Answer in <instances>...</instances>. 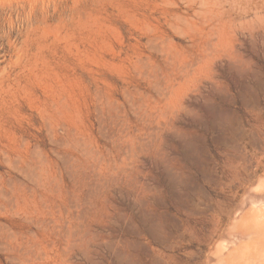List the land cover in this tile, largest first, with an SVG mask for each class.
<instances>
[{
	"label": "rangeland",
	"instance_id": "374dc122",
	"mask_svg": "<svg viewBox=\"0 0 264 264\" xmlns=\"http://www.w3.org/2000/svg\"><path fill=\"white\" fill-rule=\"evenodd\" d=\"M260 185L264 0H0V264H209Z\"/></svg>",
	"mask_w": 264,
	"mask_h": 264
},
{
	"label": "bare ground",
	"instance_id": "6f19581e",
	"mask_svg": "<svg viewBox=\"0 0 264 264\" xmlns=\"http://www.w3.org/2000/svg\"><path fill=\"white\" fill-rule=\"evenodd\" d=\"M173 190L175 191L174 188H173ZM253 194L256 195L253 197L257 198L255 201L251 200V197H248L249 195H247L248 199L250 198L248 201H252V203H253V204H251L250 209L248 211L246 210V212H245L241 208V210H243L245 212V215L248 213L247 216L245 217L244 212H243L244 217L238 218V216H236V214L239 211L235 212L233 227L230 229L229 233H227V237H226V239L229 241V246L224 247V248H217V250H215V254H214V252H212L210 255V259H209V264H212V263H214V264H264V186L260 185L259 188L255 192H253ZM243 202H247V201L244 199ZM243 206H245V203H243ZM239 209H240V207H239ZM153 227H155V226H153ZM150 234H151L150 236L152 238V241H156L155 243H157V242L160 243L159 245L164 246L165 250L172 249V247L168 248L167 246H165V242H164L165 240L161 239L159 237L161 232L158 233V231H155L152 229V232L150 231ZM145 244H147V243H145ZM145 244H143L142 246L139 244V246H137L138 248L136 246H135V248H137L140 253L143 252L145 254H148V257H149V254L152 253L153 256L156 258V260H157V258H160V257L162 258L164 256V253L162 252V250L157 249V248H152V249L150 248L151 250H149ZM144 246H146V247H144ZM135 248H133V250H136V252H137V249H135ZM110 249H112V248H110ZM127 254H126V256H127ZM130 254H132V253L129 252V257H130ZM123 255H125V253ZM134 255L135 254H133V256ZM126 256H125V258H126ZM135 256H137V255H135ZM138 256H139V254H138ZM138 256H137V258H138ZM148 257H146V258H148ZM120 258H121V256H120ZM128 260L126 259V261H128ZM138 261L139 260H137V262ZM150 261H152V260L150 259ZM158 261H159V259H158ZM160 261H162V259ZM119 262H120V260H119ZM139 262L141 263V261H139ZM129 263H131V262H129ZM156 264H157V262H156Z\"/></svg>",
	"mask_w": 264,
	"mask_h": 264
}]
</instances>
